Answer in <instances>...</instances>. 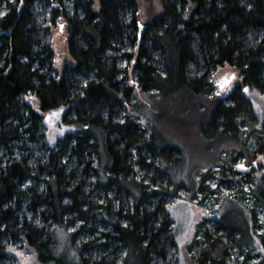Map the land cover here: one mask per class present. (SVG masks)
<instances>
[{
  "label": "trees",
  "instance_id": "trees-1",
  "mask_svg": "<svg viewBox=\"0 0 264 264\" xmlns=\"http://www.w3.org/2000/svg\"><path fill=\"white\" fill-rule=\"evenodd\" d=\"M0 13V264H17L10 248L35 264H181L168 205L264 158L244 91L264 95V0H0ZM60 23L73 63L58 73ZM24 95L65 106L73 130L48 145ZM242 179L225 202L244 227L218 209L185 264H264V173Z\"/></svg>",
  "mask_w": 264,
  "mask_h": 264
},
{
  "label": "rangeland",
  "instance_id": "rangeland-1",
  "mask_svg": "<svg viewBox=\"0 0 264 264\" xmlns=\"http://www.w3.org/2000/svg\"><path fill=\"white\" fill-rule=\"evenodd\" d=\"M146 2H148V0H146ZM61 25L62 23L56 24V26L52 28L51 36L54 51L53 68L58 73L63 64L73 63L72 57L67 48V29L65 24L63 28H61ZM224 72L226 76L225 78L227 79L235 77L233 71ZM245 94L251 100L252 106L257 114L258 122L256 123V126L261 127L264 123V95L255 89H248ZM23 99L30 104L34 110L42 113L45 141L48 145H54L59 136H62L65 132L73 130V126L62 123L61 117L66 108L65 106H58L42 112L38 107V101L34 95H24ZM261 158H263V156L257 154L253 160H250V162H245L240 159L235 163L233 168L237 171L235 176L237 179L236 183L228 184L219 182L214 177H209L207 179L208 187L215 192H210L208 195L206 194L203 199L198 197L193 198L192 200L188 197L176 199L168 205V212L173 221V234L177 246V254L181 264H185L186 246L191 242L196 227L202 223L203 220L210 224V221H213L218 217V209H220L222 220L235 226L240 224L244 227L243 222L240 220L238 209L227 205L225 197L245 196L248 189V183L242 179V176L248 171H252L256 177L261 173H264V159ZM241 163H244L243 165L244 168L247 169L246 171L236 167L237 164ZM10 253L15 257L17 264H35L34 254L26 248H10ZM57 253L60 257H70L68 240L66 238H61ZM251 261L253 262L254 258Z\"/></svg>",
  "mask_w": 264,
  "mask_h": 264
},
{
  "label": "snow or ice",
  "instance_id": "snow-or-ice-1",
  "mask_svg": "<svg viewBox=\"0 0 264 264\" xmlns=\"http://www.w3.org/2000/svg\"><path fill=\"white\" fill-rule=\"evenodd\" d=\"M21 2H22V0H21ZM3 15H4V13H0V16H3ZM61 28H63V25H61ZM221 87H223V83H221ZM244 91L247 92L248 89H244ZM261 159H264V158H261ZM236 167L240 168V169H243L245 171L247 170V169L244 168V165L242 163L241 164H237ZM261 251H264V249H261Z\"/></svg>",
  "mask_w": 264,
  "mask_h": 264
}]
</instances>
